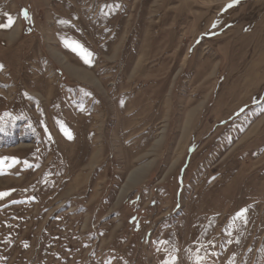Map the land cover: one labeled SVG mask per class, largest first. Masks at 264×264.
<instances>
[{"label": "rangeland", "instance_id": "obj_1", "mask_svg": "<svg viewBox=\"0 0 264 264\" xmlns=\"http://www.w3.org/2000/svg\"><path fill=\"white\" fill-rule=\"evenodd\" d=\"M0 264H264V0H0Z\"/></svg>", "mask_w": 264, "mask_h": 264}, {"label": "snow or ice", "instance_id": "obj_2", "mask_svg": "<svg viewBox=\"0 0 264 264\" xmlns=\"http://www.w3.org/2000/svg\"><path fill=\"white\" fill-rule=\"evenodd\" d=\"M234 2H238V0H234ZM231 6L232 5L230 4L229 7H231ZM25 15H27V12H25ZM2 26L10 27L11 26V20L9 21V23L7 25H2ZM77 47H79V45H77ZM74 50H75V48H74ZM65 134L68 136L69 139L72 138L71 133L68 132L66 129H65ZM4 195H6V193ZM246 211H247L246 209H242L238 215L243 217Z\"/></svg>", "mask_w": 264, "mask_h": 264}, {"label": "bare ground", "instance_id": "obj_3", "mask_svg": "<svg viewBox=\"0 0 264 264\" xmlns=\"http://www.w3.org/2000/svg\"><path fill=\"white\" fill-rule=\"evenodd\" d=\"M133 179H134V176H133V174H131V175L129 176V182L132 181Z\"/></svg>", "mask_w": 264, "mask_h": 264}]
</instances>
